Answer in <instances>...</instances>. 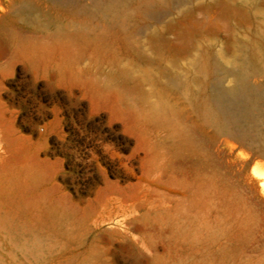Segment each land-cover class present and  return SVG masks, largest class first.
Returning a JSON list of instances; mask_svg holds the SVG:
<instances>
[{"label": "rangeland", "instance_id": "374dc122", "mask_svg": "<svg viewBox=\"0 0 264 264\" xmlns=\"http://www.w3.org/2000/svg\"><path fill=\"white\" fill-rule=\"evenodd\" d=\"M0 3V264H264V0Z\"/></svg>", "mask_w": 264, "mask_h": 264}, {"label": "bare ground", "instance_id": "6f19581e", "mask_svg": "<svg viewBox=\"0 0 264 264\" xmlns=\"http://www.w3.org/2000/svg\"><path fill=\"white\" fill-rule=\"evenodd\" d=\"M1 4V3H0ZM4 8V7H3ZM10 11V10H9ZM8 11V12H9ZM5 14V13H4ZM2 9H0V19H1V17H2ZM262 15V14H261ZM264 15V14H263ZM1 31H3V29H2V26H1V22H0V32ZM9 35L11 36H13L14 34L13 33H9ZM9 36V37H10ZM255 41V40H254ZM5 43V42H4ZM258 46V45H257ZM260 47V46H259ZM251 48H252V45H251ZM263 48V47H262ZM264 49V48H263ZM260 50H261V48H260ZM6 55V50H5V48H4V46H3V44H2V42L0 43V58L2 59L4 56ZM250 55V54H249ZM262 55H263V53H262ZM6 58V57H5ZM255 59V58H254ZM252 60V59H251ZM264 61V60H263ZM252 62L253 61H251V64H252ZM255 63H256V61H255ZM250 64V63H249ZM253 65V64H252ZM250 66V65H249ZM256 66H257V64H256ZM254 67V66H253ZM250 68V67H249ZM249 70V69H248ZM252 74V73H251ZM237 87V86H236ZM235 87V88H236ZM210 104V103H209ZM213 113V112H212ZM210 114V113H209ZM213 116V115H212ZM211 117V116H210ZM201 187V186H200ZM202 189V188H201ZM2 196V195H1ZM4 196V195H3ZM189 213V212H188ZM25 216V215H24ZM26 217V216H25ZM29 221V220H28Z\"/></svg>", "mask_w": 264, "mask_h": 264}, {"label": "water", "instance_id": "95a60500", "mask_svg": "<svg viewBox=\"0 0 264 264\" xmlns=\"http://www.w3.org/2000/svg\"><path fill=\"white\" fill-rule=\"evenodd\" d=\"M228 154L225 150H218V159L225 165H227Z\"/></svg>", "mask_w": 264, "mask_h": 264}]
</instances>
